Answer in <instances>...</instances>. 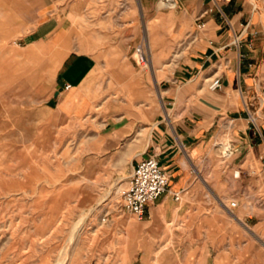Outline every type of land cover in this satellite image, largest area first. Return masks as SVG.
Masks as SVG:
<instances>
[{"label": "crops", "instance_id": "1", "mask_svg": "<svg viewBox=\"0 0 264 264\" xmlns=\"http://www.w3.org/2000/svg\"><path fill=\"white\" fill-rule=\"evenodd\" d=\"M53 1L55 6L36 11L35 24L20 38L23 52L35 54L38 71L52 76L41 88L43 108L84 118L96 105V93L107 99L132 87L150 96L157 88L160 108L147 116L144 147L132 160L156 156L170 175L169 189L148 205L149 232L166 238L181 230L186 257L192 238L200 235L198 264H264V12L257 1L175 0L168 11L142 0L146 15L181 16V28L197 27L189 54L161 82L155 70L140 74L126 52L71 48L66 37L74 15H87L88 8L81 13L79 5L90 0ZM124 2L129 1H103ZM216 76L222 86L212 90ZM139 122L123 116L107 120L104 129L133 147L127 138ZM253 168L258 171L252 174ZM240 170L249 175L240 179ZM231 197L236 207L227 204Z\"/></svg>", "mask_w": 264, "mask_h": 264}, {"label": "rangeland", "instance_id": "2", "mask_svg": "<svg viewBox=\"0 0 264 264\" xmlns=\"http://www.w3.org/2000/svg\"><path fill=\"white\" fill-rule=\"evenodd\" d=\"M103 1L79 5L88 13L74 15L66 37L74 50L126 52L140 74L155 70L160 82L189 54L194 24L181 28V16L146 15L142 0ZM152 1L161 10L176 7L175 0ZM256 1L264 12V0ZM46 5L55 3L0 0V264H198L200 235L186 257L181 230L153 235L146 219L121 209L133 156L144 147L145 121L160 108L157 88L150 96L132 87L107 99L96 93L84 118L43 108L41 88L52 76L38 71L35 54L23 52L20 38ZM120 10L124 15H104ZM141 49L147 63L139 59ZM123 116L140 121L127 138L133 147L104 129L107 120Z\"/></svg>", "mask_w": 264, "mask_h": 264}, {"label": "built area", "instance_id": "3", "mask_svg": "<svg viewBox=\"0 0 264 264\" xmlns=\"http://www.w3.org/2000/svg\"><path fill=\"white\" fill-rule=\"evenodd\" d=\"M205 23L202 17L198 20V29L204 28ZM235 43L240 44V36L235 37ZM140 52V61L147 63L148 59L145 53ZM222 86V78L214 77L209 84L212 90L219 89ZM69 87V85H67ZM254 120V117H251ZM249 172L240 170L237 172L239 177H247ZM170 186L169 172L160 164L156 156H148L139 160L133 167L128 186L121 192V209L124 212L136 216L139 220L147 219L148 205L166 192ZM176 199L180 195H175ZM237 206V201H231L229 207Z\"/></svg>", "mask_w": 264, "mask_h": 264}, {"label": "bare ground", "instance_id": "4", "mask_svg": "<svg viewBox=\"0 0 264 264\" xmlns=\"http://www.w3.org/2000/svg\"><path fill=\"white\" fill-rule=\"evenodd\" d=\"M162 1H165V0H162ZM166 1H168V0H166ZM161 3V2H160ZM168 7V6H167ZM150 64H151V61H150Z\"/></svg>", "mask_w": 264, "mask_h": 264}]
</instances>
